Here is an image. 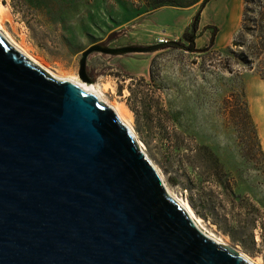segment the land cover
<instances>
[{
  "label": "rangeland",
  "instance_id": "obj_1",
  "mask_svg": "<svg viewBox=\"0 0 264 264\" xmlns=\"http://www.w3.org/2000/svg\"><path fill=\"white\" fill-rule=\"evenodd\" d=\"M243 5L0 0V19L51 68L77 76L81 52L92 44L147 47L167 38L152 51L92 52L86 73L108 100L126 105L146 157L206 232L264 264V60L249 68L228 50Z\"/></svg>",
  "mask_w": 264,
  "mask_h": 264
},
{
  "label": "water",
  "instance_id": "obj_2",
  "mask_svg": "<svg viewBox=\"0 0 264 264\" xmlns=\"http://www.w3.org/2000/svg\"><path fill=\"white\" fill-rule=\"evenodd\" d=\"M162 44H92L78 77L92 52ZM0 264L248 263L195 226L109 106L0 33Z\"/></svg>",
  "mask_w": 264,
  "mask_h": 264
},
{
  "label": "bare ground",
  "instance_id": "obj_3",
  "mask_svg": "<svg viewBox=\"0 0 264 264\" xmlns=\"http://www.w3.org/2000/svg\"><path fill=\"white\" fill-rule=\"evenodd\" d=\"M0 33L3 35V37L6 39V41L17 51H19L21 54H23L25 57H27L29 60H31L33 63L37 64L39 67H41L44 71H46L51 77L55 78V79H60V80H67L70 81L76 85H78L79 87H81L82 89H84L85 91L88 92H92L93 94H95L98 99L104 103L105 105L109 106L115 113L116 117L118 118V120L124 124L129 130L130 132L133 134V137L135 139V141L137 142L139 148L141 149V151L145 154L143 148H142V144L141 142L138 140L134 129H133V122H132V116L128 110V108L126 107V105L121 102L120 100H108L105 96H104V90L106 89L105 87H100L97 83H91V82H85L83 80H81L75 73H61L53 68L50 67V65H48L41 57H38L36 55H34L31 51L30 48L23 42V41H16L10 34L9 32L4 28L2 21L0 19ZM146 156V154H145ZM147 159L149 160V158L147 157ZM150 164L152 165V167L155 169V171L158 173L162 184L166 190V193L172 197L175 201H177L185 210V212L187 213L188 217L193 221V223L195 224V226L203 233L205 234L207 237L215 240L216 242L223 244L222 241L218 238H216L213 234H211L210 232H206V230L202 227V225L200 224L201 219L196 216L190 206V204L188 203V201L184 198H178L177 196H175L170 190L169 188L166 186V184L163 182L161 175L159 174L158 169L156 168V166L149 160ZM238 255L244 260L246 261L248 264H254L252 263L247 256L244 255V253L242 254L241 252H238Z\"/></svg>",
  "mask_w": 264,
  "mask_h": 264
},
{
  "label": "trees",
  "instance_id": "obj_4",
  "mask_svg": "<svg viewBox=\"0 0 264 264\" xmlns=\"http://www.w3.org/2000/svg\"><path fill=\"white\" fill-rule=\"evenodd\" d=\"M243 3L240 25L231 41L235 49L228 46V50L250 68L255 60H264V0H243ZM198 17V13L193 17L192 32L197 29ZM191 36L183 33L186 39Z\"/></svg>",
  "mask_w": 264,
  "mask_h": 264
},
{
  "label": "built area",
  "instance_id": "obj_5",
  "mask_svg": "<svg viewBox=\"0 0 264 264\" xmlns=\"http://www.w3.org/2000/svg\"><path fill=\"white\" fill-rule=\"evenodd\" d=\"M157 41H158V43H166V42H168L167 38H165V37H158Z\"/></svg>",
  "mask_w": 264,
  "mask_h": 264
}]
</instances>
